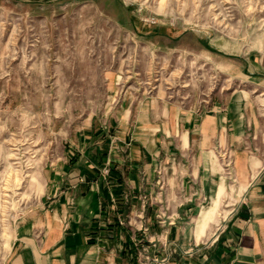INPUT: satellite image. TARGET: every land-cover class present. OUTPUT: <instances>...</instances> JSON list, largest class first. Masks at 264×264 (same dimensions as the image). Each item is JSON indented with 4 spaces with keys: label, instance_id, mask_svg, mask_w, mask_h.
<instances>
[{
    "label": "crops",
    "instance_id": "1",
    "mask_svg": "<svg viewBox=\"0 0 264 264\" xmlns=\"http://www.w3.org/2000/svg\"><path fill=\"white\" fill-rule=\"evenodd\" d=\"M117 81L103 117L43 169L5 264H264L257 101L242 90L191 106ZM222 152L234 159L232 189Z\"/></svg>",
    "mask_w": 264,
    "mask_h": 264
},
{
    "label": "rangeland",
    "instance_id": "2",
    "mask_svg": "<svg viewBox=\"0 0 264 264\" xmlns=\"http://www.w3.org/2000/svg\"><path fill=\"white\" fill-rule=\"evenodd\" d=\"M112 77L191 106L244 90L264 118V0H0V264Z\"/></svg>",
    "mask_w": 264,
    "mask_h": 264
},
{
    "label": "built area",
    "instance_id": "3",
    "mask_svg": "<svg viewBox=\"0 0 264 264\" xmlns=\"http://www.w3.org/2000/svg\"><path fill=\"white\" fill-rule=\"evenodd\" d=\"M226 155H227V153H223V155H222V157L225 158V159H224L225 161H227V160H226V157H225ZM224 167H225V168H229V164L225 165ZM162 168H163V167L160 166V170H159V172H158V174H160V175H162V174H161V172H162ZM226 171H228V169H227ZM105 173H108V169H105ZM145 261H146L145 264H151L152 262H156V263H160V264H161V263L165 262V259H161V260H158V259L151 260L150 258H146Z\"/></svg>",
    "mask_w": 264,
    "mask_h": 264
}]
</instances>
